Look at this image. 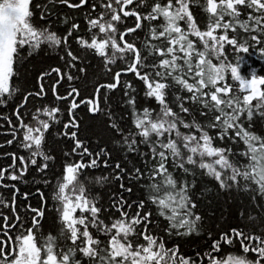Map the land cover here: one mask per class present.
I'll return each instance as SVG.
<instances>
[{
  "label": "snow or ice",
  "instance_id": "obj_1",
  "mask_svg": "<svg viewBox=\"0 0 264 264\" xmlns=\"http://www.w3.org/2000/svg\"><path fill=\"white\" fill-rule=\"evenodd\" d=\"M0 264H264V0H0Z\"/></svg>",
  "mask_w": 264,
  "mask_h": 264
}]
</instances>
